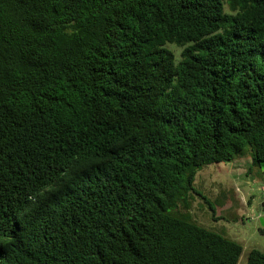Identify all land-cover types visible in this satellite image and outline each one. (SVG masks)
<instances>
[{"label": "trees", "instance_id": "obj_1", "mask_svg": "<svg viewBox=\"0 0 264 264\" xmlns=\"http://www.w3.org/2000/svg\"><path fill=\"white\" fill-rule=\"evenodd\" d=\"M246 156L264 0H0V264H238L190 195Z\"/></svg>", "mask_w": 264, "mask_h": 264}, {"label": "rangeland", "instance_id": "obj_2", "mask_svg": "<svg viewBox=\"0 0 264 264\" xmlns=\"http://www.w3.org/2000/svg\"><path fill=\"white\" fill-rule=\"evenodd\" d=\"M179 57L182 48L169 46ZM191 192L189 214L198 224L240 242L238 264H246L249 252L264 251V225L259 221L264 202V166L249 156L232 162L204 165Z\"/></svg>", "mask_w": 264, "mask_h": 264}, {"label": "water", "instance_id": "obj_3", "mask_svg": "<svg viewBox=\"0 0 264 264\" xmlns=\"http://www.w3.org/2000/svg\"><path fill=\"white\" fill-rule=\"evenodd\" d=\"M259 209H260L259 221L261 222L262 225H264V202L262 205H260Z\"/></svg>", "mask_w": 264, "mask_h": 264}]
</instances>
